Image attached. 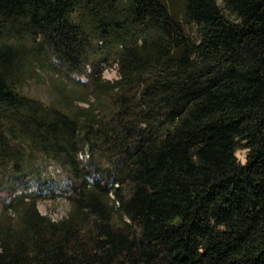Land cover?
<instances>
[{"label": "trees", "instance_id": "1", "mask_svg": "<svg viewBox=\"0 0 264 264\" xmlns=\"http://www.w3.org/2000/svg\"><path fill=\"white\" fill-rule=\"evenodd\" d=\"M173 2L0 0V264H264V0Z\"/></svg>", "mask_w": 264, "mask_h": 264}, {"label": "rangeland", "instance_id": "2", "mask_svg": "<svg viewBox=\"0 0 264 264\" xmlns=\"http://www.w3.org/2000/svg\"><path fill=\"white\" fill-rule=\"evenodd\" d=\"M173 3L174 9L177 12L182 13L183 0H174ZM29 55L31 58L29 63L25 65V77L18 84L23 93H27L43 100H49L55 95H58V93H61L64 82L72 85L71 81H73V79H79L77 74H74L73 76L66 75L65 77L61 74H57L55 71L50 69L48 65H46L48 61H51L50 59L47 60V63H40L36 57L31 55V53ZM116 67V65L112 67L106 66L104 69V77L110 80L117 79L119 75ZM71 77L73 79H71ZM80 77L83 80L87 79L85 75H81ZM71 85H69L68 88H73V85ZM74 92L85 93L80 88H74ZM237 155L241 162H246L247 150L240 149L238 150ZM43 171H49L55 179H61L62 183L66 181V174L60 169V166L53 161H50L47 166L45 165ZM39 208L43 214H49L53 218L57 219L67 214L69 205L65 198H46L39 202Z\"/></svg>", "mask_w": 264, "mask_h": 264}]
</instances>
